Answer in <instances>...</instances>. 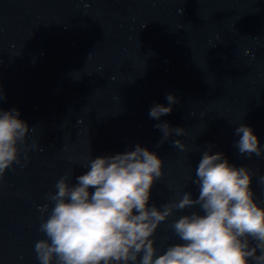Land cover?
Listing matches in <instances>:
<instances>
[{
	"label": "water",
	"instance_id": "obj_1",
	"mask_svg": "<svg viewBox=\"0 0 264 264\" xmlns=\"http://www.w3.org/2000/svg\"><path fill=\"white\" fill-rule=\"evenodd\" d=\"M0 88V109L19 110L31 128L21 163L0 179V264H40L35 244L46 239L40 226L57 181L71 173L74 184L91 158L137 144L163 161L150 206L162 211L185 192L195 199L211 146L249 169L264 207V0H0ZM170 94L172 112L150 118ZM163 122L184 134L160 145ZM240 124L261 156L239 153ZM192 212L203 214L174 210L158 226L157 254L180 242L172 224Z\"/></svg>",
	"mask_w": 264,
	"mask_h": 264
},
{
	"label": "clouds",
	"instance_id": "obj_2",
	"mask_svg": "<svg viewBox=\"0 0 264 264\" xmlns=\"http://www.w3.org/2000/svg\"><path fill=\"white\" fill-rule=\"evenodd\" d=\"M4 99L0 88V101ZM167 100L170 106L154 105L150 118L159 120L172 112L171 105L178 101L171 94ZM19 117L17 109H0V179L14 163H21L20 146L31 128ZM155 126L163 133L160 145L173 133L185 132L167 122ZM236 134L241 155L261 156L251 127L240 124ZM172 143L181 151L186 148L179 139ZM162 165L161 158L137 144L131 151L91 158L89 170L74 184L68 183L71 173L61 177L57 191L48 197L50 213L48 204L40 209L49 213L40 226L46 239L35 244L40 264H264V207L254 199L248 168L230 165L223 153L211 154L210 146L196 169L198 196L185 192L178 203L165 204L161 211L150 206V197L163 176ZM196 206L203 214L192 212L174 221L180 242L157 254L158 226L174 210Z\"/></svg>",
	"mask_w": 264,
	"mask_h": 264
}]
</instances>
